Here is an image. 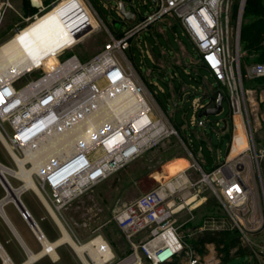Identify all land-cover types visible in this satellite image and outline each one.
<instances>
[{
    "label": "built area",
    "instance_id": "built-area-1",
    "mask_svg": "<svg viewBox=\"0 0 264 264\" xmlns=\"http://www.w3.org/2000/svg\"><path fill=\"white\" fill-rule=\"evenodd\" d=\"M83 1L97 22L93 30H106L109 34V41L100 51L82 59L70 51L73 45L65 48L66 55L59 56L56 62L47 66L35 65L10 80L0 79V129L11 149L2 138L0 141L15 168H19V163L14 153L20 158L29 153L31 158L24 164L30 168L34 167L37 152L48 155L41 164L43 171L34 175L44 187L51 206L59 212L88 188L111 176L152 145V142L148 146L137 142L142 131L149 132L151 124L162 123L166 126L167 132L158 137L169 132L180 136L178 126L155 98L156 92L151 90L126 53L132 39L142 30L167 15L171 16L193 43L201 65L210 71L219 90L227 97L231 117L243 112L240 96L243 94V76H264L262 61L247 64L244 74L241 68V16L246 0L238 1L236 14L233 13L234 0H152L153 10L118 34L110 30L91 2ZM10 6L6 2L5 7ZM21 29L18 28V31ZM185 70L190 73L188 68ZM88 74L89 78L86 77ZM25 77L30 78L19 85L18 82ZM126 88L130 91L120 103L136 98L138 102L135 108L139 110L128 108L121 111L110 123L99 128V139L94 144L82 145L80 142L83 138L80 137L68 150L50 155L54 149L51 141L58 133L71 126H77L74 131L83 128L81 123L84 124L86 103L96 104L105 94L119 93ZM215 99L201 94L194 98L192 126L208 125L209 116H200L199 113L213 106ZM143 105L149 107L146 112L140 110ZM174 106H177V102H174ZM146 114L151 120L137 129L135 120ZM216 125H221L220 121ZM240 125L244 127L241 136L237 132ZM248 125L249 121L247 124L245 118L236 121L233 117L230 146L235 153L229 152L210 170L203 168L195 157L192 165L201 170L202 179L210 183L225 210L221 215L206 217L201 230L236 232L238 240L234 248L245 251L239 254H249L255 264H264V182L253 132ZM116 135L123 138L114 141ZM39 137L47 139L48 144L35 147L34 141ZM188 149L193 156L190 147ZM253 162L258 167L256 171L251 166ZM3 177L6 185L0 181V186L6 196L13 183ZM11 178L24 183L19 176L11 175ZM174 182L173 185L163 183L131 199L114 215L117 227L134 249L130 256H135L141 263L140 254L152 264H169L181 255L185 264H216L215 261L220 259L213 261L215 254L213 257L210 255L209 260L205 259L187 243L180 225L176 224V213L184 207L182 204L175 208V202L181 199L179 192L194 183L189 179L182 183ZM168 198L171 200L168 201ZM9 202L14 203L20 215L29 223L41 248L44 247L43 239L47 236L34 221L27 206L22 200H7ZM24 251L27 257L28 252Z\"/></svg>",
    "mask_w": 264,
    "mask_h": 264
},
{
    "label": "rangeland",
    "instance_id": "rangeland-1",
    "mask_svg": "<svg viewBox=\"0 0 264 264\" xmlns=\"http://www.w3.org/2000/svg\"><path fill=\"white\" fill-rule=\"evenodd\" d=\"M20 1L22 0H10L13 6H17ZM93 1L98 7L101 15L111 26L113 18L121 20V15L117 10L114 8L108 9V7L104 5L103 0ZM117 1L118 0H108L111 7H114ZM235 1L236 0L233 2V9ZM54 7L49 10H52ZM153 8L154 3L152 0H132L126 6L127 11L133 13V16L135 17L139 14L145 16L151 12ZM49 10L28 22L23 18L15 19L8 17L5 23L9 24L11 22L21 21V24H27L23 27L25 28L35 22L38 17L49 12ZM86 12L90 14L89 10H86ZM243 14L244 10L241 16V27L243 23ZM165 21L168 22L169 25ZM160 24L163 25L165 31L159 30L158 25ZM86 27L89 29L88 33L96 28L89 25ZM126 27L127 25H123L122 29ZM100 31H103L102 33H104V39L106 40L107 35L105 31ZM19 32L20 31L16 33V31H13V33L10 32L7 34V32H4L3 28H1L0 45L5 42V38L18 35ZM82 47H84V45L79 46L80 49H82ZM240 47L241 68L255 61H264V58H258L259 51H255L254 49L249 51L244 48L241 43V36ZM142 49L144 51L152 49L153 53L164 59L163 64L153 62L148 57L147 53L144 54L142 52ZM184 51L188 52L185 59L183 57ZM126 53L128 57L132 59L134 64L139 67L142 74L147 72L148 67L154 70L155 75H153L152 79H157L160 84L166 88L165 93L160 92L157 96L160 101L167 103L165 108L171 119L178 126L180 136L173 132H169L162 137H158L155 141L152 140V145L126 163L124 167L114 172L108 178H105L96 185L88 188L83 194L72 200L66 208L61 209L60 212L58 211L59 215L63 214L65 216L64 219L63 216L60 215L67 229L78 242L87 241L91 237L99 234L102 235L111 245L115 254L106 264H121L125 259L130 257L134 249L126 240L124 233L117 227L114 215L131 199H134L163 183L177 181L180 172H177L178 168L176 162L179 161L182 164V167L185 168L188 177L187 179L194 183L190 188L181 189L179 192L181 199L175 202V208L184 204V207L178 209V212L176 213V224L180 225V230L185 236L187 243L196 248L205 259L209 260V256L212 255L213 257L215 254L216 258L212 260L215 261L217 258L220 259L218 262L215 261L216 264H255L249 254H239L240 252H245L242 248L236 249L232 246L228 256V258L231 259L226 262L223 260L224 252L220 251L215 243L212 244L210 242L206 243L204 246H200L196 241V236L202 231H205L201 230L205 218L209 215H221L225 211L222 202L210 183L202 179L201 170L194 167L192 164L194 162V157H197L199 160L203 161V168L210 170L215 165L216 159H224L228 144L231 140L232 129L230 122H227L226 124V118L230 112L227 97L223 100L224 110L221 113L217 115H208L212 125H214V122L217 119L220 121L222 131H217L215 129L211 130V125L207 126L205 129H198L191 125L193 114L191 99L185 104L184 108L175 107L174 101L169 100V97L172 95L170 91L171 81L174 83L177 93L181 91L183 84H189L192 82L199 84L204 80L208 83L216 84V80L209 70L201 67L199 64H197L198 66L195 68L192 66L191 59L193 57L197 58L198 52L193 43L183 32L181 26L176 21L172 20L169 15L142 30L138 36L136 35L132 39L131 47L126 50ZM65 55L66 52L61 53L56 57L53 56L50 59L51 61L49 60L45 65L47 66L52 62H56L59 56L62 57ZM178 56H180L179 58H183V60L176 62L175 57ZM185 68H188L191 72L187 73ZM171 75H174V79L171 78ZM29 78L30 77H25L20 80L18 84L23 85ZM145 79L149 81V78L146 77ZM242 87L243 94L240 96L243 112L242 114H237L233 117L236 121L245 118L247 124L249 121V125L253 132L255 146L258 151L260 173L264 182V76L260 78H248L244 76ZM151 90H154V88H151ZM198 94H200V92ZM193 95L191 97H193ZM157 96H155V98H157ZM203 131L206 136L211 135L210 141L203 136H198V133L202 134ZM187 145L190 147L191 152H193V156ZM231 151L230 148V152ZM232 153L235 152L232 151L231 154ZM0 161L15 168L13 160L10 158L1 141ZM131 162H133L135 166ZM251 166L254 167V169L258 168L255 162L251 163ZM8 177L15 187L22 185V182L14 180L10 175H8ZM176 185L179 184L177 183ZM32 192V190H26V193L24 192L22 194V198L25 202L29 203L30 199L34 201ZM4 194L5 191L0 186V198L3 197ZM34 195L38 197L36 194ZM192 196H195L194 201L188 204L187 199ZM169 200H171V198H168V201ZM262 200L263 199H261V203H263ZM14 207L13 203H10L5 207L6 212H8L10 217H13ZM4 220L5 219L0 215V231H3L5 236H8L7 231H10V228ZM230 232L236 234V232ZM15 241L16 242H11L7 245L6 243L3 244L5 248L7 247L11 255L17 256L23 260L25 259V249L18 240ZM30 244H32L34 250H38L37 244ZM58 253L60 254V259L58 261H53L49 255H45L34 264H83L79 256L68 244L60 247ZM140 256L142 264H152L144 255L140 254ZM1 263L2 257L0 255V264ZM169 264H185L184 256H178Z\"/></svg>",
    "mask_w": 264,
    "mask_h": 264
},
{
    "label": "bare ground",
    "instance_id": "bare-ground-1",
    "mask_svg": "<svg viewBox=\"0 0 264 264\" xmlns=\"http://www.w3.org/2000/svg\"><path fill=\"white\" fill-rule=\"evenodd\" d=\"M86 10L88 9L83 0H62L52 10H49V12L43 16L38 17L35 22L20 30L18 35H14L2 43L0 45V79L10 80L22 71L30 69L35 65H45L53 56L56 57L57 53L60 55L61 53L66 52L64 51L65 48L73 46L77 43V40L80 39V37L88 33L89 29H87L86 26L89 25L94 28L97 25L96 20L93 16L87 13ZM86 77L89 78L90 75L88 74ZM129 91L130 89L128 88L121 89L119 93L112 92L110 94H105V97L101 98L96 104H92L91 102L86 103V113L84 114L85 118L83 120L84 124L81 123V125H83L81 127L83 128H78L77 131H74L77 126H71L70 128L63 130L60 134L58 133L57 137L51 141L54 149L50 155L56 153L58 154L63 150H68L74 141L80 137L83 138L82 142H80L82 145L94 144L99 139L98 131L100 127L106 126L110 123L112 118L117 117L121 111L128 108L133 110L136 107V103L138 102L136 98H131L128 101L120 103V100L125 97L127 98ZM92 105L95 106L93 107ZM142 109L146 112L149 107L148 105H143L140 110L142 111ZM135 114L136 116L138 115V113ZM148 120H151L148 114L140 116L135 120L134 125L137 129H139ZM166 130L167 129L164 124L153 123L149 127L148 133H144L143 131L140 133L141 137H138L137 142L140 145L148 146L151 144L153 139L157 138L160 134L166 133ZM237 132L240 136L243 135V125L239 126ZM0 138H2L11 149L12 146L7 141V138L1 129ZM42 138L43 137H39L34 141L35 147L38 148L40 145L45 146L47 139ZM122 138L123 136L116 135L114 141L121 140ZM244 140L246 141L245 137ZM111 144L112 142L109 146ZM14 156L19 163V168L10 167L0 161V181L6 185L3 175L8 180H10L8 175H16L22 178L24 183H22L19 187H15L14 185L10 186L8 194H6V196L3 195V197L0 198L1 216L3 215L7 220L5 215V205L7 204V200L13 201L14 199H18L22 200L24 203L22 193L25 190H32L46 201L49 206L50 213L62 228L63 234L56 240H50L48 237L44 238V247H42L43 249L40 252H32L28 247H25L24 249L28 252V256L22 263H16L10 257L2 244V247H0V255L2 257L1 264H33L46 252H48L46 254L51 253L52 257L57 259L58 254L55 251V247L61 245L62 243H69L82 259L84 264H106L109 262L115 254L108 241L99 234L91 237L87 241L78 242L62 222L58 211L51 206L43 189L44 187L37 182L34 174L35 172L40 173L43 171V166L41 164L48 155L46 156V153L44 152H37L36 157L34 158L35 164L32 168L24 164L25 161L31 158L29 153H27L24 158H20L15 153ZM176 163L178 168L177 172H180L177 182L182 183L186 181L188 177L187 174L184 173L185 168L182 167V164L179 161ZM174 183L176 182H168L170 185H173ZM194 198L195 196L188 198L187 203L190 204L193 202ZM38 226L40 227V225ZM40 229L42 230L41 227ZM42 232L44 233L43 230ZM121 264L142 263L135 256H130Z\"/></svg>",
    "mask_w": 264,
    "mask_h": 264
},
{
    "label": "crops",
    "instance_id": "crops-1",
    "mask_svg": "<svg viewBox=\"0 0 264 264\" xmlns=\"http://www.w3.org/2000/svg\"><path fill=\"white\" fill-rule=\"evenodd\" d=\"M26 1H27V4H25V0H22V1H20L17 4V6H13L12 3L10 2V0H1L0 1V29L3 28L4 32H7V34L10 33V32L13 33V31H16V33H17L18 32V28H23L27 24L26 23L21 24V21H16V22H11L9 24H6L5 22H6V19L8 17L9 18H15V19L23 18V19H25L28 22L31 19H35L38 15L42 14L43 12H45V11L49 10L50 8L54 7L57 3H59L62 0H26ZM87 1L91 2V4L98 10V7L96 6V4L94 3L93 0H87ZM103 1H104V5L106 7H108V9H111V6L109 5L108 0H103ZM6 2H9L11 4V6L10 7H5ZM98 12H99V10H98ZM99 14L102 17V19L107 23V25L110 28V30H112L115 34H118L120 31L123 30L122 29L123 25L132 24L133 22L137 21L142 16L141 14H139L137 17L130 15L131 19L128 20V19H126V17L124 15L119 13L121 15V20L117 19V18H113L112 22H111L112 26L114 27L113 28L108 23V21L106 19H104V17L101 15L100 12H99ZM4 18H5V20H4ZM114 19H117L120 22L119 25H117V27H115L114 24H113V20ZM166 23L169 25L168 22H166ZM158 27H159V30L165 31V29L163 28L162 24L158 25ZM104 31H105V33L107 35L106 36V40L104 39L105 35H104V33H102L103 31H100V29L92 30L89 33H87L86 35L80 37V39L77 40V44L75 43L70 51L77 53L82 59L90 58L92 55H94L95 53L100 51L104 47V45L109 41V34H108V32L106 30H104ZM10 37L11 36L5 38L4 41L10 39ZM81 45H84V47H82V49L79 48V46H81ZM142 52L144 54L147 53L148 57L153 62L162 63L163 64L164 59H162L159 55L153 53L152 49H147L145 51L142 49ZM187 55H188V52L184 51V55H183L184 59L187 57ZM179 57L180 56L175 57V61L176 62H178V61L180 62V61L183 60V58H179ZM191 64H192V66L194 68L196 66H198L197 64H199L201 67H203L201 65V63L199 62V55H198L197 58L193 57L191 59ZM137 69L142 74V72L140 71L139 67H137ZM142 75L145 78L146 77L149 78V81H147L142 76L145 79V81L147 82V84L152 89L154 88L153 91L156 92V95H158L160 92H163V93L166 92V88L163 85H161L160 82L157 79H152L153 75H155L154 70H152L151 68L148 67L147 68V72L145 74H142ZM171 78L174 79V75H171ZM170 85H171L170 91H171L172 95L169 97V100L177 102V106H176L177 108H184L185 104L188 103V101H190V99H191V105H192V101L194 100V98L197 95H199L198 94L199 92H200L201 95H204V96L211 97V98L215 99L216 95L218 94V91H219V88H218L219 86H218L217 81H216V84L208 83L206 80L200 82L199 84H196L194 82L189 83V84H183L182 87H181V91L179 93H177V90H176V88L174 86V83L172 81L170 82ZM193 94H195V95H193ZM192 95H193V97H191ZM157 99H158L159 104L167 111V109L165 108L167 103L160 101L158 96H157ZM215 102H216V99H215ZM192 108H193V106H192ZM223 110H224V106H223ZM217 121H219V120L217 119L214 122V125H212L211 121L209 120L208 125L197 127V128L198 129L199 128H204L205 129L207 126L211 125L212 126V127H210L211 130L215 129L217 131H222V129H221L222 126L221 125H219V126L216 125ZM227 122H230L231 127H232L233 118L231 117L230 112L228 114V117L226 118V124H227ZM174 124L176 125V123H174ZM191 125H192V123H191ZM198 136H203L208 141L211 140V135L210 136H206L204 131L202 132V134L198 133ZM231 139H232V129H231ZM230 143H231V140H230V142L228 144V148H227V152L225 154V157L230 152V148H231ZM196 159L203 165V161L202 160H199L197 157H196ZM218 161H220V159H218V160L216 159L215 164ZM131 163L134 164L133 162H131ZM134 166H135V164H134ZM24 192L26 193V190ZM32 194H33V197H34V201H32L30 199L29 203H27V202H25L23 200L24 203L30 209L32 218L34 219V221L38 225H40V227L42 228V230L44 231V233L46 234L48 239L56 240L57 238H59L63 234L62 228L60 227L58 222L55 220V218L50 213L49 206L47 205L46 201L43 200L38 194L33 193V192H32ZM34 194H36L38 197H36ZM10 203H12V202L7 203L5 205V207L8 204H10ZM5 215L7 217V220H6V218L3 215L2 216L5 219L4 222L9 226L10 231H7L8 236H5L4 232L0 231V242L2 244L6 243V245H7V244H10L11 242H16L15 240H18L21 243V245L23 246V248L28 247L32 252H40V251H42L43 248H41L40 243L37 241L32 229L29 226V223L20 215V213L17 210L16 206L14 207L13 217H10L8 212H6V208H5ZM60 215L63 216V218L65 217L63 214H60ZM61 220L64 223L62 218H61ZM30 243H33V245L37 244L38 245V250H34L32 244H30ZM66 244L71 246L69 243H62L61 245H58L57 247H55V251L58 254V258L57 259H54L52 257V255H51V253L46 254V253H48V252H46L43 255H41L40 258L37 261H39L45 255H49L52 258L53 261H58L60 259V254L58 253V249L60 247H62L63 245H66ZM3 246H4V244H3ZM4 248H5V246H4ZM71 248L74 250V248L72 246H71ZM5 249L8 252V254L10 255V257L14 261H16V263H22V262H24L26 260V257H25V259L21 260L19 257L11 255L10 252L8 251L7 247ZM80 260L82 261L81 258H80ZM82 263H83V261H82Z\"/></svg>",
    "mask_w": 264,
    "mask_h": 264
},
{
    "label": "trees",
    "instance_id": "trees-1",
    "mask_svg": "<svg viewBox=\"0 0 264 264\" xmlns=\"http://www.w3.org/2000/svg\"><path fill=\"white\" fill-rule=\"evenodd\" d=\"M25 4L27 1L25 0ZM238 1H235L233 13H237ZM241 43L246 50L259 51L258 58H264V0H246L241 27ZM264 62V61H262ZM245 66L242 67L244 74ZM260 78V77H258ZM244 79V76H243ZM236 234L228 231L205 230L196 236L200 246L213 242L220 251L224 252V261H228L229 252L237 244Z\"/></svg>",
    "mask_w": 264,
    "mask_h": 264
},
{
    "label": "water",
    "instance_id": "water-1",
    "mask_svg": "<svg viewBox=\"0 0 264 264\" xmlns=\"http://www.w3.org/2000/svg\"><path fill=\"white\" fill-rule=\"evenodd\" d=\"M132 0H118L116 5L114 7L115 10H117L118 13L124 15L126 17V19H131L130 15L133 13L128 12L126 9V6L129 2H131ZM119 21L117 19L113 20V24L115 27H117V25H119ZM223 100H224V93L219 90L218 91V97L216 98V102L215 105L207 108L206 110H202L199 114L200 116L202 115H217L219 114L222 110H223ZM18 200V199H17Z\"/></svg>",
    "mask_w": 264,
    "mask_h": 264
}]
</instances>
